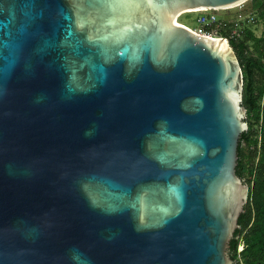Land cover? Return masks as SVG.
<instances>
[{"label": "water", "instance_id": "95a60500", "mask_svg": "<svg viewBox=\"0 0 264 264\" xmlns=\"http://www.w3.org/2000/svg\"><path fill=\"white\" fill-rule=\"evenodd\" d=\"M244 1L0 0V264H234Z\"/></svg>", "mask_w": 264, "mask_h": 264}, {"label": "trees", "instance_id": "16d2710c", "mask_svg": "<svg viewBox=\"0 0 264 264\" xmlns=\"http://www.w3.org/2000/svg\"><path fill=\"white\" fill-rule=\"evenodd\" d=\"M243 3L242 11L254 14L251 23H261L260 34H254L248 21L235 19L221 20L216 32L227 39L240 66L247 124L237 143L235 173L247 184L248 193L229 257L234 264H264V0Z\"/></svg>", "mask_w": 264, "mask_h": 264}, {"label": "rangeland", "instance_id": "374dc122", "mask_svg": "<svg viewBox=\"0 0 264 264\" xmlns=\"http://www.w3.org/2000/svg\"><path fill=\"white\" fill-rule=\"evenodd\" d=\"M244 3H240L236 6L229 7L227 9H216V10H209V9H202V10H191L180 13L176 18L175 21L179 24H182L195 32L202 33V27L198 23L199 18L201 16L207 15L209 13H213L216 17L217 21L221 20H241V21H248L250 25V29L253 30L255 35H259L262 27L260 22L251 23L254 18V14L248 12L249 14L245 13L243 10ZM255 20V18H254ZM240 248V247H239Z\"/></svg>", "mask_w": 264, "mask_h": 264}, {"label": "built area", "instance_id": "2783aa9c", "mask_svg": "<svg viewBox=\"0 0 264 264\" xmlns=\"http://www.w3.org/2000/svg\"><path fill=\"white\" fill-rule=\"evenodd\" d=\"M209 10H216V9H209ZM198 23L202 27V33L195 32L194 30H192V31L197 33V34H202V35H207V36H211L212 37V32H214V31L217 32V29L220 27L219 25H220L221 22L216 20V17H215V15L213 13H209L207 15L201 16V18H199V20H198ZM205 26L210 28L209 31H206L204 29Z\"/></svg>", "mask_w": 264, "mask_h": 264}, {"label": "bare ground", "instance_id": "6f19581e", "mask_svg": "<svg viewBox=\"0 0 264 264\" xmlns=\"http://www.w3.org/2000/svg\"><path fill=\"white\" fill-rule=\"evenodd\" d=\"M194 10H202L201 8L200 9H194ZM176 22V21H175ZM177 23V22H176ZM224 43V42H223Z\"/></svg>", "mask_w": 264, "mask_h": 264}]
</instances>
